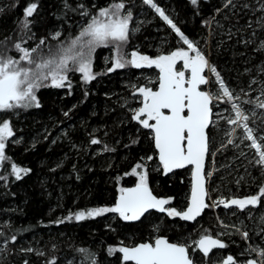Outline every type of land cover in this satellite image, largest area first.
I'll return each instance as SVG.
<instances>
[{"label":"snow or ice","instance_id":"6c2138e0","mask_svg":"<svg viewBox=\"0 0 264 264\" xmlns=\"http://www.w3.org/2000/svg\"><path fill=\"white\" fill-rule=\"evenodd\" d=\"M209 2L210 0H203V3ZM189 3L194 7L195 14L200 15L201 0H189ZM142 4L149 6L166 22L178 38L179 47L167 54L158 53L155 56L142 54L139 49L127 51L132 36L141 30L144 23H134V9L137 7L135 0H108L105 6L99 7L95 3L88 5L85 0H60L59 7L52 13L62 22L59 30L54 29L49 35L39 38L33 30L36 23L34 17L38 14V0L26 4L23 18L16 22V29L0 39V113L7 117L0 120V168L11 161L6 154L9 143L21 142L20 139L12 141L16 136L12 117H18L22 111L42 108L38 96L41 89L70 90L72 82L69 73L82 74L84 84L88 85L98 75L114 73L119 69H158L155 81L149 78L146 84L129 85L131 99L124 98V102L119 104L125 110L124 114L110 128L105 125L103 130L104 137H115L132 126L135 131L128 137L129 143L124 144V147L138 145L142 139L150 144L153 154L139 156V162L124 172V176L135 178L133 186H119L116 189L118 195L110 206L69 212L67 217L53 223L60 224L73 219L85 221L112 214V223L117 224V227H124L126 222L143 224L156 214L158 222H152L148 240L131 244H125L121 240L119 246L107 247L108 256H114L122 264H264V213L257 218L256 226L251 229L261 239L255 245L250 242V231L244 221L225 224L219 217L218 225L224 231L215 234L207 228L200 232L197 239H191V234L184 235L183 232L176 239L160 234L169 229L175 231L176 218L200 225L198 218L203 216L206 209L221 205L224 209H233L235 206L232 216H236L237 210L248 208L249 220L253 217V209L264 208V60L253 68L245 69L249 77L246 87H230L210 59V45L206 53L154 0H142ZM18 7V0H11L7 5L0 6V16L7 15ZM74 16L82 18L84 23L80 25L74 38L70 35L67 40H61L64 24ZM218 17L229 22L235 18V22L225 29ZM241 19H244L242 25ZM203 22L209 28V39L216 34L213 30L215 26V29L224 30L229 39L239 37L238 44L242 43L245 48L251 47L254 53L264 56V0H222L221 6ZM49 40L56 41L55 47ZM29 41H36L35 46H26ZM222 44L223 42L221 46ZM101 47L112 49L113 55L111 66L105 72L97 73L94 71V56ZM253 92L257 93L255 98L252 96ZM89 94L87 90L84 92L85 97ZM70 111L63 112L64 117L70 118ZM111 111H115V108ZM225 112L228 115H224ZM92 115L97 113L93 112ZM221 121L230 127H223ZM238 130H242V135L237 134ZM98 131L100 129L97 128L88 132V143H103V152L116 153L115 146H109L95 135ZM71 135L70 132L64 133L65 137ZM52 143L56 141L53 140ZM70 143L73 148L77 147L75 143ZM241 145L255 150L251 158H248ZM237 149L240 151L235 153V158L248 159L251 169L259 172L258 176H253L252 171L245 168L252 184L260 181L258 191L243 198H224L220 195L213 199L212 182L215 174L220 171L216 166V154L223 155L229 150ZM223 167L231 170L230 163H225ZM10 168L17 180L32 171L14 162L10 163ZM180 169L190 172L191 187L190 193L185 196V203L178 206L174 204L175 196L156 193L151 175L158 173L168 176ZM50 170L56 171L55 168ZM0 179L6 177L0 176ZM121 179L122 177H116L117 182ZM219 179L223 181L224 177L220 176ZM243 180L244 177H240L236 184L239 185ZM215 191L220 192V188L217 187ZM109 227L111 231H116L111 225ZM200 227L203 228V225ZM233 235H239L248 242L245 248L236 257L228 254L224 259L213 260L217 254L214 250L229 247L222 237ZM0 240L4 244L0 248V256L5 253L13 254L8 245L15 244L17 235L9 236L6 231H0ZM231 243L236 242L233 240ZM20 251L37 256L45 255L43 251L31 247L21 248ZM78 251L81 254L87 253L92 258V264H97V253L85 248ZM81 259L82 257L69 261V264H80ZM23 264H28V260L25 259ZM45 264H55V259L46 261Z\"/></svg>","mask_w":264,"mask_h":264},{"label":"trees","instance_id":"16d2710c","mask_svg":"<svg viewBox=\"0 0 264 264\" xmlns=\"http://www.w3.org/2000/svg\"><path fill=\"white\" fill-rule=\"evenodd\" d=\"M10 2L11 0H0V6ZM18 2V8L0 16V39H4L16 29V22L23 18V8L27 3L36 0H18ZM154 2L164 8L166 14L189 38L198 42L206 53L210 45V59L221 71L230 87L247 86L249 77L245 69L253 68L264 60V56L254 53L251 47L245 48L242 43L238 44L239 37L229 39L224 30L215 29V26L213 30L216 34L209 39V28L203 21L211 17L215 9L221 6L222 0H210L209 3H203L201 0L200 15L195 14V9L189 0H154ZM38 3V14L34 17L36 23L33 25V30L39 38L49 35L54 29L59 30L62 22L52 15L59 7L60 0H38ZM85 3L88 5L95 3L99 7L105 6L108 0H85ZM135 3L137 7L134 9V23L139 21L144 23L141 30L132 36L128 52L139 49L142 54L155 56L158 53L167 54L180 46L175 33L153 9L143 5L142 0H135ZM218 19H221L225 29L235 22V18L231 22L224 21L222 17ZM83 23L82 18L74 16L64 24V35L61 40H67L70 35L74 38ZM243 23L244 19H241L240 24ZM69 25L72 27L69 28ZM221 42H223L222 46ZM35 43L36 41H29L26 46L34 47ZM49 43L53 47L56 45V41L49 40ZM112 55V49L98 48L94 56V71L105 72L106 68L111 66ZM157 73L158 69L155 68L119 69L114 73L98 75L97 79L88 85L84 84L82 74L69 73L72 82L70 90L41 89L38 96L42 108L22 111L18 117H12L16 131L12 141L20 139L21 142L9 143L6 154L11 161L0 168V176L6 177L0 179V231H6L9 236L16 234L17 241L15 244L9 243L8 247L13 254L5 253L4 256H0V264H23L25 259L28 260V264H45L51 259H55V264H69V261L81 257L80 264H92V258L87 253H79L80 248L97 253V264H122L114 256H108V246H119L121 240L125 244L148 240L152 231V222H158L156 214L143 224L126 222L124 227H117V224L112 223V214L85 221L65 220L60 224L53 221L64 219L69 212L74 213L96 206H110L118 195L116 189L119 186L133 185L135 178L124 176V172L129 171L134 163L139 162V156L145 153L153 154L150 151V144L146 139H142L140 144L125 148L124 144L129 143L128 137L135 131L132 126L125 128L122 134L115 137H104L103 130L105 125L110 128L112 123L124 114L125 110L120 108L119 104L124 102V98L131 99L129 85L146 84L149 78L155 81ZM86 90L90 93L87 97L84 96ZM256 95L257 93H252L253 98ZM113 108L115 111H111ZM65 111H70V118L64 117ZM106 111H108L107 115ZM93 112L97 115L93 116ZM224 115L228 113L225 112ZM5 118L7 117L0 113V120ZM221 125L230 127L224 125L223 121ZM97 128L100 131L95 135L109 146H115L116 153L103 152V143L101 145L88 143L90 139L88 132ZM65 132H70L72 135L65 137ZM47 133L51 134L47 135ZM237 134L242 135V130H238ZM53 140L56 143H52ZM70 141L77 147L73 148ZM247 143L250 142H245ZM241 148L248 154V158H251L255 152L245 145H241ZM239 151V149L229 150L223 155L216 154V166L220 171L215 174L212 182L213 199L219 198L220 195L224 198H242L257 193V185L260 181L252 184L245 168H249L253 176H258L259 172L251 169L248 159L235 158V153ZM11 162L30 168L32 171L17 180L15 175L11 174ZM225 163L231 164V170L223 167ZM58 164L60 167H57ZM52 168L56 171H51ZM220 176L224 177L223 181L219 179ZM116 177L122 179L117 182ZM240 177H244V180L237 185L236 181ZM190 180L191 175L187 169L177 170L168 176L158 173L151 175L156 193L161 196H175L174 204L178 206L185 203V196L190 193ZM217 187L220 188V192L215 191ZM233 210L235 206L233 209H224L222 205L214 209H206L203 216L198 218L203 228L195 222L179 221V218H176V230L169 229L166 233L160 234L176 239L178 234L183 232L184 235L191 234V239H197L204 228L215 234L224 231L218 225L217 217H219L225 224H239L240 221H244L250 231V242L253 245L260 243V237L251 229L256 226L257 218L264 213V208L253 209L251 220L248 219V208L243 211L237 210L236 216L231 215ZM8 225L11 227H7ZM109 225L116 228V231H111ZM222 238L229 247L214 250L217 254L213 260L224 259L228 254L236 257L248 243L239 235ZM233 240L235 244L231 243ZM3 246V241L0 240V248ZM29 247L41 250L45 255L37 256L34 253L20 251L21 248Z\"/></svg>","mask_w":264,"mask_h":264},{"label":"water","instance_id":"95a60500","mask_svg":"<svg viewBox=\"0 0 264 264\" xmlns=\"http://www.w3.org/2000/svg\"><path fill=\"white\" fill-rule=\"evenodd\" d=\"M181 170V169H180ZM177 171V170H176ZM131 186H133V185H130V186H126V187H131ZM190 187H191V185H190ZM192 223V222H191ZM141 242H143V241H141ZM122 255V254H121Z\"/></svg>","mask_w":264,"mask_h":264},{"label":"rangeland","instance_id":"374dc122","mask_svg":"<svg viewBox=\"0 0 264 264\" xmlns=\"http://www.w3.org/2000/svg\"><path fill=\"white\" fill-rule=\"evenodd\" d=\"M14 55V54H13ZM178 67H179V65H178ZM243 198V197H242Z\"/></svg>","mask_w":264,"mask_h":264}]
</instances>
